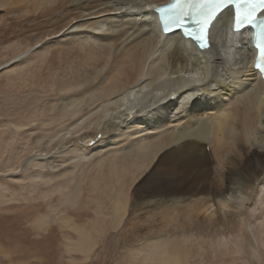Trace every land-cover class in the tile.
Returning a JSON list of instances; mask_svg holds the SVG:
<instances>
[{
    "label": "bare ground",
    "instance_id": "1",
    "mask_svg": "<svg viewBox=\"0 0 264 264\" xmlns=\"http://www.w3.org/2000/svg\"><path fill=\"white\" fill-rule=\"evenodd\" d=\"M50 1L52 8H69L73 13L71 18L77 25L70 24L67 28L73 34L64 39L63 46L69 51L79 50L76 55L80 58L73 57L79 58L78 63L61 67L59 73L41 85L45 90L49 88L56 104L44 103L42 96L31 92L23 96L26 98L17 99L23 103L21 108L34 113L33 119L39 121L36 132L33 131L39 150L28 160V165L35 168L25 172V182L14 183L19 192L6 198L5 190H0V207L44 196L41 188H46L48 195L62 191L61 206L67 200L66 189L70 188L74 196L84 189V205L81 203L74 210L49 208L53 215L36 222L42 228L49 221H56L60 229L72 231L65 239L67 251L77 246L88 247L94 239L90 228L96 229L99 219L108 218V223L97 227L94 233L106 227L115 228L123 207L122 197L125 198L123 182L131 174L130 167L138 168L151 155L184 140L207 139L213 149V171H226L220 206L234 207L237 193H243L247 202L241 204L239 211L233 210V215L211 219L196 229L197 248L192 258L181 252L185 246L181 247L180 238L156 241L153 238L152 262L201 264L209 257L228 260L240 252L243 242L246 245L242 233L247 228L256 237V244L264 249V84L252 69L254 52L246 32L242 29L237 33L231 28L233 13L222 12L210 28L209 48L196 50L188 39L157 28L154 7L168 0H0V3L22 11ZM122 6L127 9L120 11ZM129 6L136 7L137 13H129ZM114 9H119L118 14L116 10L112 12ZM234 37H238L237 46ZM158 48L160 53L154 57ZM30 49L0 63V70L21 59ZM209 53L214 54L213 64L206 59ZM182 71L192 75L181 77ZM24 121L14 125L24 126L27 124ZM18 133L21 132H15L18 146H23L25 154L32 151L25 138L26 131ZM6 155L3 164L7 162L5 165L10 168L16 150L11 148ZM61 158L66 159L65 164L62 161L61 167H57ZM56 161L60 164L56 165ZM239 161L243 165L237 166ZM257 209L260 211L254 214ZM89 213L95 216L87 221V226L76 222ZM250 218L254 219L252 223ZM187 233L193 235L185 230L181 236ZM229 238L232 242L228 245L223 239ZM260 258L263 264L264 259Z\"/></svg>",
    "mask_w": 264,
    "mask_h": 264
},
{
    "label": "rangeland",
    "instance_id": "2",
    "mask_svg": "<svg viewBox=\"0 0 264 264\" xmlns=\"http://www.w3.org/2000/svg\"><path fill=\"white\" fill-rule=\"evenodd\" d=\"M51 3V1L46 2L42 6L30 7V9L28 7L22 11L12 10L8 4L5 6L0 3V63L24 49L31 48L26 54L24 53L25 55L21 59L0 70V190H5L6 198L11 197L13 193L19 192L20 188L16 184L25 182V172L35 168L34 165H28V160L39 150L34 133L39 121L33 119L34 113L29 114L22 109L21 105L23 103L17 102V99H20V96H27L31 92L30 94L42 96L41 99H44V103L56 104V100L52 101L54 98L50 96L49 88L46 87L48 90H45L41 85L48 82L47 79L57 71L59 73L63 69L61 67L74 66L80 58V55H76V53H80L79 50L69 51V48L64 49L65 46H63L64 39L73 34L72 32L68 33L67 28L70 24L73 26L77 25L75 19L72 20L71 18L73 13L69 8H52L53 4ZM126 6H122L120 11L127 9L125 8ZM132 8L129 6V13L134 15L138 10L136 7ZM114 11L118 14L119 9L112 10V12ZM37 17L41 21H38ZM103 28H105V24ZM62 30L61 35L55 36ZM42 39L45 40L43 41ZM36 42L37 45H40L35 46ZM234 45H238V37H234ZM46 48H49L48 51ZM232 49L230 46L229 50L232 51ZM160 50V48L156 50L157 53L155 52L154 57L158 56ZM213 53L215 54V52ZM213 53H209L206 56L210 64H213ZM59 57L61 60H59ZM73 57L79 58L75 59ZM228 57V59L231 58L230 56ZM152 60L147 61L145 69H147L148 65H150L149 62H152ZM63 72L65 73V71ZM189 73L182 71L179 75L181 77H190L192 73ZM60 74L63 73L61 72ZM27 110L29 109L27 108ZM13 118H15V121ZM29 119L31 120L30 122L28 121ZM19 121L27 122L28 125H14V123ZM24 131H26V141L32 148V151L26 154L23 146H18L16 141L18 136L15 134V132L22 133ZM21 133L18 134L21 135ZM74 136L76 137L77 135L75 134ZM185 141L187 140L180 142L182 143L180 146V143L174 144L168 148L161 149L154 156L151 155V159L149 157L147 161L138 167L139 169L134 166L133 168L130 167L128 171L132 170L135 175L131 171V174L128 173V179L124 178L125 198L123 199L122 197L124 203L122 201L123 207L115 228L106 227L98 233H94L97 227L106 226L108 223V218H104L105 220L99 219L96 229L90 228L92 229V239L93 237L94 239L88 247H84L86 245L77 246L67 251L64 243L67 236L72 234V231L70 232L69 229L65 228L60 229L56 221L51 223L49 221L42 228L38 227L36 222L44 216L49 219L48 215H53L48 210L49 208L65 207L66 210H74L81 203V205H84L82 199H85L86 196L83 192L84 189L81 190L83 184L80 186L81 192L79 195L74 196L70 188L69 190L66 189L68 193L73 195L69 196L65 192L67 200H63L66 203L63 202L61 206L59 195L64 193L60 191L48 195L46 188L40 189V193L46 194L44 196L39 194L41 197H33L31 200L25 201L17 200L13 201L10 206H1L0 264H155L152 262L151 257L153 253V238L156 241L157 238L162 240L169 239V237L180 238V245L181 247L184 245L186 250L182 249V247L181 252L184 254L186 252V255L192 258V256H195L197 248L195 245L197 241L195 234L198 236L195 232L196 229L207 225L211 219L217 217L225 219L233 215V210L235 212L239 211L241 204H245L247 199L243 193H237L234 197V207H224L222 209L220 204L223 203V199L220 190L225 184L226 171L223 173L213 171V149L207 144V139L199 140L200 142L198 139H193L194 142H191L192 139L188 140V142ZM11 148L16 150L17 155L13 158L12 165L9 168L5 165L8 163L3 164V162L7 158V151ZM65 160L61 158L59 160L61 164L56 161V165L60 164L57 167H61L62 161L65 164ZM239 163L243 165L239 161L237 166ZM64 166L66 167L68 164L62 167ZM122 166L123 164L120 165L121 168ZM10 184L13 187H10ZM258 211L260 210H255L254 214H258ZM94 216L91 213L85 214L80 219L81 221L77 220L76 222L79 224L84 223L87 226V221L92 220ZM252 218H250L251 223L254 220ZM185 230L190 231V234L193 233L194 236H190L188 233L187 235L189 236H181L182 231ZM242 234H245L246 245L243 242L244 246L241 247L240 252L236 253L235 256L228 257V260L220 257L210 259L209 257L207 261L201 264H261L262 259L260 257L264 259L263 247H259L256 244V237H254L250 229H245ZM224 240L228 245L232 242L230 238Z\"/></svg>",
    "mask_w": 264,
    "mask_h": 264
},
{
    "label": "snow or ice",
    "instance_id": "3",
    "mask_svg": "<svg viewBox=\"0 0 264 264\" xmlns=\"http://www.w3.org/2000/svg\"><path fill=\"white\" fill-rule=\"evenodd\" d=\"M226 8L235 10V31L245 27L256 30L254 49L255 67L264 73V0H175L167 7H160V20L164 32L179 31L195 42L201 50L209 48V32L213 21Z\"/></svg>",
    "mask_w": 264,
    "mask_h": 264
}]
</instances>
